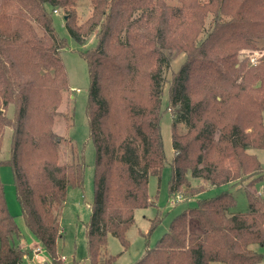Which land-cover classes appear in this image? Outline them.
<instances>
[{
    "label": "trees",
    "instance_id": "obj_1",
    "mask_svg": "<svg viewBox=\"0 0 264 264\" xmlns=\"http://www.w3.org/2000/svg\"><path fill=\"white\" fill-rule=\"evenodd\" d=\"M90 3V15L78 22L76 0H0V153L4 130L12 129L9 157L0 165L11 168L26 227L50 264H65L60 217L68 188L82 187L85 162L73 141L54 131L57 116L72 118L59 111L70 89L60 56L65 39L53 25V10L62 9L76 44L94 37L79 51L90 79L85 114L95 150L85 223L89 263L111 264L117 255L106 252L107 235L127 246L134 211L153 204L148 180L159 178L165 164L160 119L170 109L169 194L190 198L206 187L246 183L248 210L231 213L236 200L228 190L198 199L132 264H256L263 258L252 245L264 244V196L249 186L264 179L252 152L264 149V58L253 65L238 55L264 39V0ZM208 13L212 24L198 38ZM180 53L163 108L162 71ZM190 218L200 232L189 230ZM18 238L0 179V264L24 263L31 248Z\"/></svg>",
    "mask_w": 264,
    "mask_h": 264
},
{
    "label": "rangeland",
    "instance_id": "obj_2",
    "mask_svg": "<svg viewBox=\"0 0 264 264\" xmlns=\"http://www.w3.org/2000/svg\"><path fill=\"white\" fill-rule=\"evenodd\" d=\"M75 11L77 21L81 22L91 13L90 0H76ZM212 24V14L208 13L204 20V30L198 38L205 36L208 28ZM53 25L57 34L65 39L66 47L61 51L60 56L65 66L70 89L66 93L65 101L59 107V111L71 114V119L66 120L62 116L55 119L54 131L60 137L70 138L76 146L77 151L81 152L84 157L85 169L82 187H70L67 190V200L63 206L60 226L62 237L59 239V249L64 257L65 264H73V261H79L80 264H90L86 258L85 242V223L89 218V206L93 199V165L95 159V150L92 141L89 138L87 118L85 114V102L87 91L90 85V79L87 72V66L84 58L79 54L94 43V37L90 36L84 45L76 44L68 35L64 26V12L58 9L53 14ZM256 48H244L239 52V60L247 59L248 64H256L264 58V39L256 41ZM184 60V54L180 53L175 56H169V63L162 71V107L167 103L168 87L171 76ZM71 98V99H70ZM7 115H12V106L7 108ZM171 110H165L160 119V129L165 153V164L162 168L160 177L150 176L148 180V195L153 204L138 208L134 211L132 224L125 232L127 246H123L120 241L111 234L107 235L106 252L117 255L111 264H132L143 255L147 248L153 247L157 239L168 229L172 218L185 208L196 204L198 199L214 197L222 191L228 190L235 197V205L229 209L231 213L246 212L248 210L247 200L244 194L246 183L242 185H220L206 187L203 191L193 197H186L182 191L175 194H169L168 182L171 176V159L173 155L170 121ZM264 122V112H263ZM184 123L177 124V130L182 131ZM12 129L7 126L4 130L1 142V159L9 157ZM61 161L66 160V144L60 141ZM264 168V149H253ZM0 179L3 183L4 196L8 210L17 223L20 231V238L15 239V243L22 248H32L34 237L26 227L20 204L15 195L12 171L9 165H0ZM192 183H201V180H192ZM194 185V184H193ZM264 179L249 186V189H255L264 196ZM188 228L190 231L200 232L198 222L194 218L189 219ZM30 245V246H29ZM29 246V247H26ZM252 248L262 253L263 258L256 264H264V244H253ZM29 255V254H28ZM27 255V256H28ZM62 257V259H63ZM26 258V257H25ZM23 264H33L31 257ZM45 262L50 264L47 256ZM212 264H223L221 262Z\"/></svg>",
    "mask_w": 264,
    "mask_h": 264
},
{
    "label": "built area",
    "instance_id": "obj_3",
    "mask_svg": "<svg viewBox=\"0 0 264 264\" xmlns=\"http://www.w3.org/2000/svg\"><path fill=\"white\" fill-rule=\"evenodd\" d=\"M53 12L57 13L58 10L54 9ZM263 191H264V188H263ZM30 257H31V260L33 261V264H47L45 262L46 255L44 253L43 248L40 246V244H37L36 246L34 245L31 248Z\"/></svg>",
    "mask_w": 264,
    "mask_h": 264
},
{
    "label": "crops",
    "instance_id": "obj_4",
    "mask_svg": "<svg viewBox=\"0 0 264 264\" xmlns=\"http://www.w3.org/2000/svg\"><path fill=\"white\" fill-rule=\"evenodd\" d=\"M264 188V187H263ZM258 193H260V192H258ZM34 243H37V241L35 240V239H33V243L31 242V246L32 245H34ZM30 246V245H29ZM29 246H26V247H29ZM28 257H30V253H29V255L28 256H26V260L28 259ZM63 257V256H62ZM63 259H64V257H63Z\"/></svg>",
    "mask_w": 264,
    "mask_h": 264
}]
</instances>
